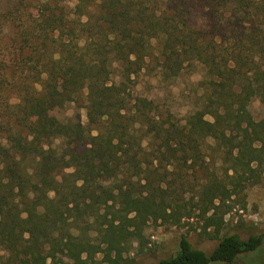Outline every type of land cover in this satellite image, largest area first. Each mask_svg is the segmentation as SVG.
Returning <instances> with one entry per match:
<instances>
[{
  "label": "trees",
  "instance_id": "trees-1",
  "mask_svg": "<svg viewBox=\"0 0 264 264\" xmlns=\"http://www.w3.org/2000/svg\"><path fill=\"white\" fill-rule=\"evenodd\" d=\"M196 64L199 100L183 117L134 90L146 68L172 79ZM256 96L264 103V0H0V264H122L141 225L206 171L207 140L230 195L256 184ZM69 103L85 123L52 112ZM217 191L207 179L196 204L215 211ZM263 239L226 234L206 253L181 235L157 264H232Z\"/></svg>",
  "mask_w": 264,
  "mask_h": 264
},
{
  "label": "rangeland",
  "instance_id": "rangeland-1",
  "mask_svg": "<svg viewBox=\"0 0 264 264\" xmlns=\"http://www.w3.org/2000/svg\"><path fill=\"white\" fill-rule=\"evenodd\" d=\"M202 78L203 67L199 64L172 79H165L157 71L146 68L134 77V90L170 108L176 116L183 117L197 106L200 95L198 82ZM246 109L256 121L264 117V103L257 96L251 98ZM52 112L62 121L79 115L80 120L86 122L85 110H77L74 103L55 108ZM202 151V159L196 166H203L206 171L186 177L184 186L178 188L181 192L179 206L169 208L164 219H148L141 225L140 236L131 239L128 250L123 253L122 264H157L159 259L176 252L181 235H185L193 247L209 253L223 235L237 234L245 239L264 232V171L256 184L230 195V184L225 174L228 164L214 152L211 140L202 144ZM228 173H231L230 170ZM207 179L224 187L222 194L217 191L223 202L215 211H204V205L196 204L200 186ZM214 203L219 204V199L215 198ZM97 258L100 260L101 255ZM100 262L104 263L103 260ZM232 264H264V239L256 250L239 255Z\"/></svg>",
  "mask_w": 264,
  "mask_h": 264
}]
</instances>
